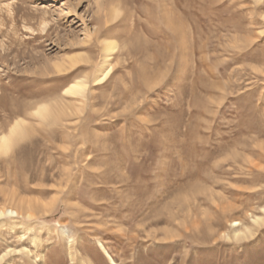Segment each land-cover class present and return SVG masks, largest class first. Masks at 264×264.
<instances>
[{"label": "rangeland", "instance_id": "rangeland-1", "mask_svg": "<svg viewBox=\"0 0 264 264\" xmlns=\"http://www.w3.org/2000/svg\"><path fill=\"white\" fill-rule=\"evenodd\" d=\"M16 120L0 264H264V0H0Z\"/></svg>", "mask_w": 264, "mask_h": 264}, {"label": "bare ground", "instance_id": "bare-ground-1", "mask_svg": "<svg viewBox=\"0 0 264 264\" xmlns=\"http://www.w3.org/2000/svg\"><path fill=\"white\" fill-rule=\"evenodd\" d=\"M104 41L105 42L103 43V47H102V52H103L104 57H103L101 65L95 71V74L93 77L94 83H100L103 80H105V78L108 76L109 72L112 70L111 55L114 53L117 45L114 42H111L108 40H104ZM85 86H86V83L81 82V81H75L74 83H71L70 85H68L65 88L64 92L70 93L73 95H79V94L83 95L84 90H85ZM50 109H51L50 106H48L46 104H41V105L35 107L33 113L35 115L41 117V118H46L47 116H49L51 114ZM25 136H26L25 127H23V122L21 120H16L15 122H13L9 126L8 130H6V131L1 130L0 131V156L5 155V154L7 155V153L9 151H11V149L18 143V141L25 138ZM16 202H17L16 206H11V207L9 206V207H1L0 208V217L6 216V215L11 216V218H9V219H1L0 220V226L8 225L9 227L13 228V227H15V226H13L14 225V217H18L19 215H23V214H24V216L26 215L28 218L33 216V210L30 207L31 204L29 205V203L27 201H24L22 199H18ZM262 210L264 212V205L262 206ZM253 221L255 223H259L261 221V218L260 217H254ZM234 223L237 224V221H234ZM247 232H248L247 228H244L242 230L241 229H235L233 235L235 237L240 238L241 236H245ZM32 241L35 242L36 238H32ZM4 255L5 254L0 256V261L3 259ZM108 259H109L110 263L114 262L110 255H108Z\"/></svg>", "mask_w": 264, "mask_h": 264}]
</instances>
